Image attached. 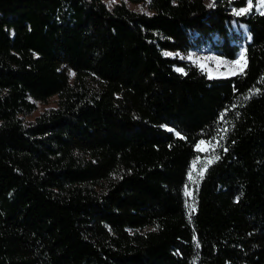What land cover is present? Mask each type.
Segmentation results:
<instances>
[{
	"label": "trees",
	"instance_id": "16d2710c",
	"mask_svg": "<svg viewBox=\"0 0 264 264\" xmlns=\"http://www.w3.org/2000/svg\"><path fill=\"white\" fill-rule=\"evenodd\" d=\"M128 1L0 0V264H264V12Z\"/></svg>",
	"mask_w": 264,
	"mask_h": 264
},
{
	"label": "rangeland",
	"instance_id": "374dc122",
	"mask_svg": "<svg viewBox=\"0 0 264 264\" xmlns=\"http://www.w3.org/2000/svg\"><path fill=\"white\" fill-rule=\"evenodd\" d=\"M111 1V0H107ZM147 0H139V1H128L130 7L140 10V11H148ZM207 3H211L212 0H206ZM240 9H248L246 12H239ZM255 10L257 12H264V4H261V0H251V8H249V0L244 6H241L237 9H233L232 11L235 14H243ZM232 30H234L237 34L241 36L239 40V45L241 49L237 52L234 58H227L216 53L212 45L207 42H202L200 44H194L193 41L195 34H192L190 37L193 46L189 48L187 53H182L179 51H166L170 56H177L178 58H183L190 62L195 63L200 69H202L208 76L210 77H224L233 75L232 73H237L243 67L245 63V57L243 54V45L245 40L248 38L249 34L247 31V26L242 21L233 20L230 24ZM239 61V63H236ZM181 69V68H179ZM212 74V75H209ZM56 96L51 97L48 101L38 103L37 109L27 116V119L34 118L35 115L39 114L41 111L50 108L55 105ZM196 148L200 151L202 155L198 156V158L193 162L192 170H196L199 168L201 164L206 163L209 159L210 146L207 141L201 140L198 142ZM193 175V172L191 173ZM188 194L190 191L188 189Z\"/></svg>",
	"mask_w": 264,
	"mask_h": 264
},
{
	"label": "snow or ice",
	"instance_id": "6c2138e0",
	"mask_svg": "<svg viewBox=\"0 0 264 264\" xmlns=\"http://www.w3.org/2000/svg\"><path fill=\"white\" fill-rule=\"evenodd\" d=\"M261 4H264V0H261ZM212 6V5H209ZM249 8H251V0H249ZM248 11V9H240L239 12H246ZM238 12V14H239ZM236 63H239V61H237ZM182 71V70H181ZM240 71L242 72L243 69H240ZM233 75H235L236 73H232ZM190 178H191V174H190Z\"/></svg>",
	"mask_w": 264,
	"mask_h": 264
},
{
	"label": "bare ground",
	"instance_id": "6f19581e",
	"mask_svg": "<svg viewBox=\"0 0 264 264\" xmlns=\"http://www.w3.org/2000/svg\"><path fill=\"white\" fill-rule=\"evenodd\" d=\"M209 75H212V74H209Z\"/></svg>",
	"mask_w": 264,
	"mask_h": 264
},
{
	"label": "water",
	"instance_id": "95a60500",
	"mask_svg": "<svg viewBox=\"0 0 264 264\" xmlns=\"http://www.w3.org/2000/svg\"><path fill=\"white\" fill-rule=\"evenodd\" d=\"M208 76V75H207ZM210 77V76H209ZM225 77V76H224Z\"/></svg>",
	"mask_w": 264,
	"mask_h": 264
}]
</instances>
